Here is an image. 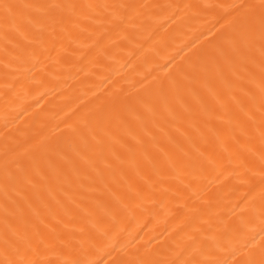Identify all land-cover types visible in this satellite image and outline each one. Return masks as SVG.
<instances>
[{"label":"bare ground","instance_id":"6f19581e","mask_svg":"<svg viewBox=\"0 0 264 264\" xmlns=\"http://www.w3.org/2000/svg\"><path fill=\"white\" fill-rule=\"evenodd\" d=\"M0 264H264V0H0Z\"/></svg>","mask_w":264,"mask_h":264}]
</instances>
